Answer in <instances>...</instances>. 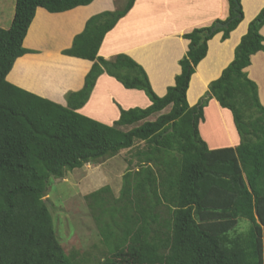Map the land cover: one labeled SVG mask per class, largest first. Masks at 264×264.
I'll return each mask as SVG.
<instances>
[{"label": "trees", "instance_id": "1", "mask_svg": "<svg viewBox=\"0 0 264 264\" xmlns=\"http://www.w3.org/2000/svg\"><path fill=\"white\" fill-rule=\"evenodd\" d=\"M93 1L16 0L11 26L0 28V264H80L56 235L44 200L49 181L114 157L136 141L150 151L139 170L124 174L119 197L106 196L110 186L86 196L99 210L95 219L109 249L104 264H264V106L245 71L264 50V8L250 22L234 60L194 106L187 100L191 77L209 41L221 32L227 40L242 22L241 0H228L227 19L183 35L189 48L181 74L163 97L133 58L99 56L105 36L136 0L92 16L63 51L93 63L84 87L67 94V106L7 80L28 53L23 42L37 8L63 13ZM103 74L144 92L150 106L120 108L113 125L79 113ZM213 98L233 115L240 136L235 148L211 150L201 137L199 124ZM241 220L249 224L245 232H238Z\"/></svg>", "mask_w": 264, "mask_h": 264}, {"label": "crops", "instance_id": "2", "mask_svg": "<svg viewBox=\"0 0 264 264\" xmlns=\"http://www.w3.org/2000/svg\"><path fill=\"white\" fill-rule=\"evenodd\" d=\"M241 4L243 20L229 38L223 40L221 32L209 41L207 55L191 77L187 91L190 106L199 102L210 83L220 78L234 60L235 49L247 33L250 22L264 8V0H241ZM15 5L16 0H0V28L11 26ZM120 8V0H94L88 6L63 13L37 8L23 42L28 53L15 62L7 80L67 106L66 95L84 87L93 63L66 56L63 51L72 47L74 38L83 32L92 16ZM229 10L228 0H136L129 13L105 36L99 56L107 60L119 54L133 58L145 69L155 93L163 97L181 74L180 60L189 48V41L183 35L194 28L209 26L217 19H227ZM260 33L264 37V26ZM245 71L258 85L259 99L264 106V50L251 57V64ZM150 104L144 92L125 89L117 80L103 74L79 113L113 125L120 117V108H146ZM199 130L211 150L235 148L240 144L231 111L220 106L214 98L204 109Z\"/></svg>", "mask_w": 264, "mask_h": 264}, {"label": "rangeland", "instance_id": "3", "mask_svg": "<svg viewBox=\"0 0 264 264\" xmlns=\"http://www.w3.org/2000/svg\"><path fill=\"white\" fill-rule=\"evenodd\" d=\"M127 1L120 0V7ZM169 110L166 108L162 113ZM157 116L148 120L153 121ZM148 147L145 142L136 141L131 149L123 150L114 157L65 171L62 178L50 179L44 200L52 215L56 235L69 257L79 259L80 264H104L109 249L102 241L95 219L99 210L90 205L93 200H88L86 196L110 186L111 194L106 196H110L111 200L118 198L124 174L140 169L145 155L150 151ZM248 225L247 221L241 220L238 232H245Z\"/></svg>", "mask_w": 264, "mask_h": 264}, {"label": "bare ground", "instance_id": "4", "mask_svg": "<svg viewBox=\"0 0 264 264\" xmlns=\"http://www.w3.org/2000/svg\"><path fill=\"white\" fill-rule=\"evenodd\" d=\"M59 68V67H58ZM44 69V68H43ZM33 71V70H32ZM49 70H47V72H48ZM54 73V72H53Z\"/></svg>", "mask_w": 264, "mask_h": 264}, {"label": "clouds", "instance_id": "5", "mask_svg": "<svg viewBox=\"0 0 264 264\" xmlns=\"http://www.w3.org/2000/svg\"><path fill=\"white\" fill-rule=\"evenodd\" d=\"M15 65V64H14Z\"/></svg>", "mask_w": 264, "mask_h": 264}, {"label": "water", "instance_id": "6", "mask_svg": "<svg viewBox=\"0 0 264 264\" xmlns=\"http://www.w3.org/2000/svg\"><path fill=\"white\" fill-rule=\"evenodd\" d=\"M221 27V26H220Z\"/></svg>", "mask_w": 264, "mask_h": 264}]
</instances>
